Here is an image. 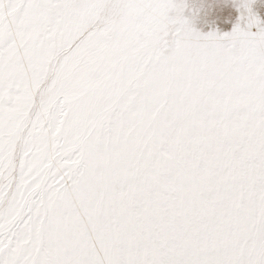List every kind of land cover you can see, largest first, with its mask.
<instances>
[{
    "label": "snow or ice",
    "instance_id": "6c2138e0",
    "mask_svg": "<svg viewBox=\"0 0 264 264\" xmlns=\"http://www.w3.org/2000/svg\"><path fill=\"white\" fill-rule=\"evenodd\" d=\"M0 264H264V0H0Z\"/></svg>",
    "mask_w": 264,
    "mask_h": 264
}]
</instances>
